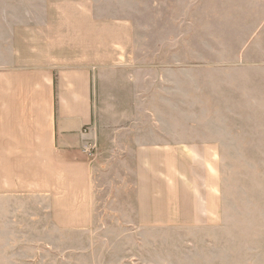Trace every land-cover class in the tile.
Wrapping results in <instances>:
<instances>
[{"label":"crops","instance_id":"1","mask_svg":"<svg viewBox=\"0 0 264 264\" xmlns=\"http://www.w3.org/2000/svg\"><path fill=\"white\" fill-rule=\"evenodd\" d=\"M229 1L251 6L250 32L264 24V0H0V264H50L52 229L88 235L94 164L113 145L133 162L128 224H180L179 146L200 149L157 121L166 78L148 72L163 55L147 35L189 27L196 2L218 14Z\"/></svg>","mask_w":264,"mask_h":264},{"label":"rangeland","instance_id":"2","mask_svg":"<svg viewBox=\"0 0 264 264\" xmlns=\"http://www.w3.org/2000/svg\"><path fill=\"white\" fill-rule=\"evenodd\" d=\"M242 2L229 1L218 14L196 2L203 10L189 27L147 35L163 55L148 72L166 78L155 86L169 113L157 121L173 122L179 142L200 149L192 156L193 147L179 146L180 224H128L135 218L133 162L113 145L94 164L92 229H52L50 264H264V24L250 32L257 17ZM168 47L178 55L172 66L164 65Z\"/></svg>","mask_w":264,"mask_h":264}]
</instances>
